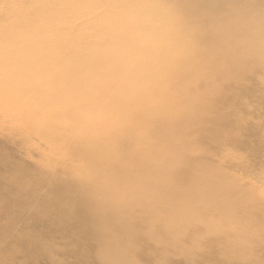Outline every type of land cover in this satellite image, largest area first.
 <instances>
[{
    "label": "clouds",
    "instance_id": "obj_1",
    "mask_svg": "<svg viewBox=\"0 0 264 264\" xmlns=\"http://www.w3.org/2000/svg\"><path fill=\"white\" fill-rule=\"evenodd\" d=\"M28 8L0 264H264V0Z\"/></svg>",
    "mask_w": 264,
    "mask_h": 264
},
{
    "label": "bare ground",
    "instance_id": "obj_2",
    "mask_svg": "<svg viewBox=\"0 0 264 264\" xmlns=\"http://www.w3.org/2000/svg\"><path fill=\"white\" fill-rule=\"evenodd\" d=\"M5 2L15 5L16 7L10 9L7 13L0 7V43H3L5 39L9 41L14 40V38L26 28L31 15L28 8L31 0H0V5ZM0 108H3L7 113L6 119L0 116V120L3 121L0 122V124L6 126L13 122L18 127L16 128L18 133L21 126L20 117L25 108V101L19 96L10 74L7 78L0 76ZM42 145L45 147L43 143ZM7 175H5L4 184H6ZM4 198L9 203L11 202L10 193H4ZM5 207H7V204ZM23 218L27 219L28 217L25 216Z\"/></svg>",
    "mask_w": 264,
    "mask_h": 264
},
{
    "label": "rangeland",
    "instance_id": "obj_3",
    "mask_svg": "<svg viewBox=\"0 0 264 264\" xmlns=\"http://www.w3.org/2000/svg\"><path fill=\"white\" fill-rule=\"evenodd\" d=\"M13 122L3 126L0 124V172L7 175L14 171L13 164L10 161V155L13 152V146L17 143V129ZM39 147L43 148L40 141H37Z\"/></svg>",
    "mask_w": 264,
    "mask_h": 264
}]
</instances>
